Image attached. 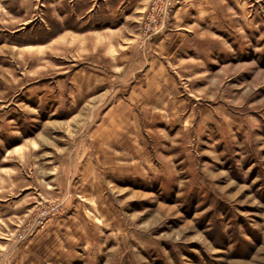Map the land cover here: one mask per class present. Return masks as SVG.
<instances>
[{
    "label": "rangeland",
    "instance_id": "374dc122",
    "mask_svg": "<svg viewBox=\"0 0 264 264\" xmlns=\"http://www.w3.org/2000/svg\"><path fill=\"white\" fill-rule=\"evenodd\" d=\"M0 264H264V0H0Z\"/></svg>",
    "mask_w": 264,
    "mask_h": 264
}]
</instances>
